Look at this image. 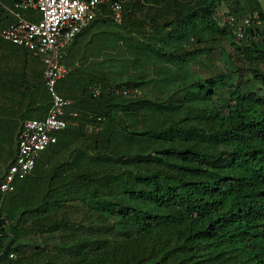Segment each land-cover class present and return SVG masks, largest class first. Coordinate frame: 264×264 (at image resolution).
<instances>
[{
    "label": "trees",
    "instance_id": "trees-1",
    "mask_svg": "<svg viewBox=\"0 0 264 264\" xmlns=\"http://www.w3.org/2000/svg\"><path fill=\"white\" fill-rule=\"evenodd\" d=\"M14 1L0 0V30L12 21ZM111 1L120 3V21L101 2L62 49L68 72L56 89L76 116L2 197L0 264H264L260 2ZM195 25L200 38L176 44ZM90 27L97 30L86 49L74 52ZM205 28L217 38L205 39ZM122 50L136 77L122 79ZM217 50L223 55L212 74L168 96L149 94L147 72L184 78ZM43 68L0 38V177L22 120L42 118L48 107Z\"/></svg>",
    "mask_w": 264,
    "mask_h": 264
},
{
    "label": "built area",
    "instance_id": "built-area-1",
    "mask_svg": "<svg viewBox=\"0 0 264 264\" xmlns=\"http://www.w3.org/2000/svg\"><path fill=\"white\" fill-rule=\"evenodd\" d=\"M105 2L112 18L120 21L121 6L111 0H15L11 10L12 21L0 30V38L17 45L37 56L43 64V80L49 95V104L42 118L22 120L15 143V156L0 177V202L2 197L14 189L16 179H21L33 168L38 153L55 143L56 134L68 123L67 116H76L69 111L71 100L63 97L56 89V83L63 79L68 67L60 62L62 49L94 16L97 4ZM34 10L36 20L25 18L20 11ZM232 23L233 17H226ZM249 17L243 18L236 27V36H242L243 26L249 24ZM257 23V22H256ZM97 90H95V93ZM125 93V91H122ZM91 125H84L90 133ZM8 258L13 259L10 252Z\"/></svg>",
    "mask_w": 264,
    "mask_h": 264
},
{
    "label": "rangeland",
    "instance_id": "rangeland-1",
    "mask_svg": "<svg viewBox=\"0 0 264 264\" xmlns=\"http://www.w3.org/2000/svg\"><path fill=\"white\" fill-rule=\"evenodd\" d=\"M194 29H195L194 31L192 32L189 31L187 34L185 33L184 35H180L179 38H176L175 39L176 44H191L194 42L195 39H199L200 38L198 36L200 32L199 27L195 25ZM204 33H205V39H212L214 37L217 38V34L215 30L205 28ZM224 48L228 49L226 44L224 45ZM116 55H117L116 67L119 70H121L122 79L129 74L136 77L137 73H134L127 67L126 59L128 58L129 54L123 52L122 50V51H118ZM221 55H223L221 50H217V52L210 55L211 56L210 64L205 63L206 66L200 64L189 66L190 71L186 72L184 78H179L181 74H178L177 76H173L172 78L163 81L164 79L163 77H161V75H156L155 77L154 74L147 72L148 76H145L144 80L149 94L157 95V96H168L169 93L179 89L180 85L193 81L198 76L207 77L208 75L212 74L215 71V68L212 67L214 64L216 67L219 66V63L222 58ZM231 61L234 63L236 62L235 57L232 54H231ZM144 74H146V71L141 72V75ZM143 90L145 91V89Z\"/></svg>",
    "mask_w": 264,
    "mask_h": 264
},
{
    "label": "crops",
    "instance_id": "crops-1",
    "mask_svg": "<svg viewBox=\"0 0 264 264\" xmlns=\"http://www.w3.org/2000/svg\"><path fill=\"white\" fill-rule=\"evenodd\" d=\"M261 4L262 11L264 13V0H258ZM95 27H90L89 29L85 30L80 36H78L75 44H74V52L81 53L84 49H86V42L90 40V35L96 31Z\"/></svg>",
    "mask_w": 264,
    "mask_h": 264
}]
</instances>
